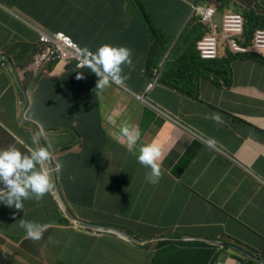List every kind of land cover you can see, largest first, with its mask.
<instances>
[{
    "label": "clouds",
    "instance_id": "clouds-1",
    "mask_svg": "<svg viewBox=\"0 0 264 264\" xmlns=\"http://www.w3.org/2000/svg\"><path fill=\"white\" fill-rule=\"evenodd\" d=\"M40 2L51 6L49 27L25 10L0 1V10L35 37L11 38L5 41V50H0V77L5 79L0 86V106L17 107L22 124L21 133L13 137L10 146L0 148V203L18 210L5 209L8 216L5 224L0 221V230L3 225L5 228L0 242L7 248L17 245L29 257L41 260L49 243L86 249L81 238L88 242V249L109 236L139 245L183 241L185 237L207 240L194 233L170 238L167 235H175L179 227L165 231L159 224L153 226L156 235L140 239L109 225L102 213L75 200L81 195L92 202L90 188H81L73 196L60 185L61 159L76 157V146L69 129H50L43 122L70 119L67 112L72 103L53 116L52 107L66 89L83 83L92 84L91 93L98 99L87 111L95 107L101 111L100 96L109 90L122 97L123 92L128 93L140 110L137 127L123 122L117 139L123 140L125 144L120 145L148 170L149 183H158L167 148L185 140L190 151L187 167L201 162L197 179L202 186L211 194H221L229 185L233 192L238 191L239 198L249 197L247 206L264 211V112L245 115L223 105L226 95L238 91L246 107L264 105V83L260 80L264 75V0ZM60 19L64 20L63 29L51 30ZM62 65L72 66V70L62 75ZM169 66L170 73L166 70ZM236 76L243 79L237 81ZM159 89L169 93L167 103L156 100ZM34 105L44 114L39 121L33 119ZM118 106L119 111L127 107V98ZM59 141L63 144L60 149L56 146ZM90 164L103 170V153L92 156ZM206 173L209 178H201ZM78 177L69 181L73 191ZM174 178L181 182V178ZM31 211L46 216V225ZM228 221L242 228L246 225L248 232L259 231L240 214L228 217ZM18 222L20 234L8 236L7 228L13 233L19 229ZM208 240L221 244L205 243L229 248L230 258L224 256L215 264H242L234 258L237 252L243 253L244 261L254 259L264 264V241L249 248L235 241Z\"/></svg>",
    "mask_w": 264,
    "mask_h": 264
},
{
    "label": "crops",
    "instance_id": "crops-1",
    "mask_svg": "<svg viewBox=\"0 0 264 264\" xmlns=\"http://www.w3.org/2000/svg\"><path fill=\"white\" fill-rule=\"evenodd\" d=\"M0 1L6 6L20 8L25 11L35 10L34 4H38L37 0ZM15 24H18V22L0 10V50H5V41L11 38H35L22 25L17 28V33L12 37L9 32L5 31V27ZM135 48H138V46L135 45ZM236 79L241 81L243 77L236 76ZM260 80L264 83V75L260 76ZM4 84L5 79L1 76L0 86ZM40 95L44 96V93L42 92ZM122 95L124 97L115 90H109L100 96L101 111H98L95 107L80 114L79 112L71 114V118H67V120L62 119L56 123L43 124L50 129L66 128L71 131V140L76 146V157L83 166L82 173L78 177V183L73 187L75 191L70 188L69 178L67 177L60 180V185L73 196H77L81 188H90L93 192L92 202L81 195L79 199H74L102 213L101 216L103 215L105 222L109 225L132 233L140 239L158 233L154 230L152 224H148L146 209L143 206V200H146L151 204L152 216L156 225L167 224L170 220H173L177 227L182 229L186 228L187 224L190 223L189 221L192 225L195 223L199 225L212 224L216 227L214 231L218 230V233L223 231L222 235L234 237L248 244L249 248L251 246L257 247L259 243L264 241V211L247 205L238 208V214L259 231L248 232L242 230L239 224L230 223L227 214L221 207L232 208L233 205L238 206L235 203L236 197L232 187L225 185L221 194H211L208 189L202 186L197 179L201 162H196L189 169L187 167L190 151L185 140L175 142L167 148L163 161L165 169L162 171L158 183L154 185L147 181L146 174L148 170L140 167L135 157L120 145L119 141L123 140L117 139L119 128L125 120L128 124L137 126L142 118L138 107L129 99L130 95L126 92H123ZM155 95L156 100L160 103L169 101L170 95L166 91L159 89ZM126 98L128 106L120 111L117 110L118 108L115 106H121ZM243 101L244 97L238 91L235 94L226 95L223 105L234 112L245 115L255 116L257 113L264 112V105L256 103L246 107ZM18 114L17 107L10 106L5 109V104L0 106L1 149L9 147L13 137L21 133L22 124L18 122ZM43 117L44 114L39 111L38 106L34 105L33 119L39 121ZM96 121H99L98 124L100 125L111 127L108 130L107 141L101 147V152L106 160V165L101 171L99 165L90 164L92 156L83 152L86 134L92 133L91 125L92 122ZM119 148L122 151V158L116 155ZM183 163H186V166ZM180 168L184 170L179 173L176 169ZM141 173H144L142 182L145 189L138 191L130 177ZM174 176L181 178V182H178ZM209 176V173H206L201 178L207 179ZM178 185L180 186V193L187 197L189 202L195 200L192 209H188L189 203L186 208L182 205L181 197L177 192ZM201 195L213 198L214 204L203 200ZM222 200H225L224 204L221 203ZM4 208L14 213L18 212L14 207L0 203V221L2 224H5V218L8 216V211H5ZM195 208L197 211H195ZM173 213L176 214V218H169ZM30 214L39 217L40 224L46 225L45 219L48 218L44 217L42 213L31 211ZM18 228L13 229V233L20 234L21 226L19 222ZM4 231L3 225L0 230V239L3 237ZM191 233L199 234L197 231H191ZM155 247L156 243L139 245L133 241H124L115 236H109L92 249L62 248L60 246L55 248L49 243L46 245V249L43 250V259L38 260L29 257L17 245L7 248L5 242H0V264H55L57 259L67 264H135L137 263V255L152 257ZM61 255H64V257H61ZM224 256L230 258L229 252H223L220 258Z\"/></svg>",
    "mask_w": 264,
    "mask_h": 264
},
{
    "label": "trees",
    "instance_id": "trees-1",
    "mask_svg": "<svg viewBox=\"0 0 264 264\" xmlns=\"http://www.w3.org/2000/svg\"><path fill=\"white\" fill-rule=\"evenodd\" d=\"M41 0H38V4H34L35 10L33 11H25L35 20H37L41 25L49 27V24L52 20V9L49 4L41 5ZM248 11V9H245ZM64 25V20L60 19L59 21L53 23L50 27L53 31L62 30ZM24 52V50H22ZM159 57H161V51L159 50ZM161 60V59H160ZM159 60V61H160ZM157 64V63H156ZM165 67V65H164ZM72 70V66L62 65L59 73L62 75L68 74ZM169 73L172 72V67L169 66L166 69ZM92 84L91 83H83L65 90L64 94L61 96H57L54 104L58 107H63L69 104H73L69 107V111L67 114H75L76 112L82 113L83 111H87L89 106L93 104H98V99L96 94L91 93ZM82 96V97H80ZM97 102L94 103L93 100ZM54 101V99H52ZM53 104V105H54ZM52 107V116L58 112L56 106ZM126 121V120H125ZM124 121V122H125ZM44 124L48 123L47 121L43 122ZM50 123H56V120H52ZM99 121L92 122L91 128L92 133L86 134L85 139V149L84 153H88L91 156H96L101 152V147L103 143L107 141L108 130L111 128L110 126L100 125ZM137 127V126H136ZM124 143V141H122ZM125 144V143H124ZM59 149L63 147L61 141H59L56 145ZM62 167L61 172H63L62 177L66 178L69 175V181L73 178L78 177L80 170V161L77 157H70L69 155L63 157L61 159ZM144 173L136 175L134 177H130V180L134 183L135 187L138 191H143L145 189V185H143L142 178ZM236 197V202L238 206L233 205L232 208H225L222 206V210L227 214V216L232 219L236 217L238 214L239 207H245L248 203L249 197L239 198L238 191L233 192ZM201 198L208 203L214 204V199L210 197H206L205 195H201ZM225 200H222V204H224ZM143 206L146 209L147 221L149 224L156 226V222L152 216L151 204L146 200H143ZM169 218H176V214L173 213ZM187 224L186 228H178L175 232V235H167L170 238H181L182 236H191L193 233L191 231H197L199 234L203 235V237H207L208 239H218L220 241L229 243L235 241L236 244L241 246L249 247L248 244L227 235H219L218 230L214 231L216 227L212 224H204L199 225L198 223ZM165 231H169L170 229L176 228V223L173 220H170L167 224H163ZM202 229V232H201ZM242 230H249V228L244 225ZM157 247L153 257L147 256H138L137 263L135 264H215L219 261V258L223 252H227L229 248L227 246L221 245H210L205 242L200 241H161L156 242ZM57 247V246H56ZM55 247V248H56ZM250 248H253L252 246ZM54 250V249H53ZM153 254V253H152ZM245 257V256H244ZM243 253L237 252L234 256L237 260L241 261L242 264H260L254 259L243 260ZM264 257V256H263ZM55 264H67L64 261L57 259Z\"/></svg>",
    "mask_w": 264,
    "mask_h": 264
},
{
    "label": "rangeland",
    "instance_id": "rangeland-1",
    "mask_svg": "<svg viewBox=\"0 0 264 264\" xmlns=\"http://www.w3.org/2000/svg\"><path fill=\"white\" fill-rule=\"evenodd\" d=\"M20 26H21L20 23L15 24V25H13V26L10 25V26L5 27V31L9 32V34H11L12 37H13V36H15V34L17 33V28H19ZM8 29H9V31H8ZM55 106H56V105H55ZM56 108H57V110H61V107L56 106ZM117 141H119V140H117ZM119 142H122V141H119ZM116 155H117L119 158H122V157H123V156H122L121 148L118 149V151L116 152ZM176 170L179 172V169H176ZM180 172H181V171H180ZM177 192H178V195L181 197V203H182V205L184 206V208H186V207L188 206V203H189L188 209H189V210L192 209L195 200H191V201L189 202V199H188L187 197L183 196L182 193H180V186H179V185H178V187H177ZM4 209H5V208H4ZM195 211H197L196 208H195ZM7 234H8V236H9V234H10V235L13 236L14 238H16V234L12 233V231L10 230L9 227L7 228ZM13 237H11V238H13ZM14 238H13V239H14ZM79 240H80V243H81L86 249H88V248H87V246H88V242H87L86 240L82 239V238L79 239ZM61 257H64V255H61Z\"/></svg>",
    "mask_w": 264,
    "mask_h": 264
},
{
    "label": "water",
    "instance_id": "water-1",
    "mask_svg": "<svg viewBox=\"0 0 264 264\" xmlns=\"http://www.w3.org/2000/svg\"><path fill=\"white\" fill-rule=\"evenodd\" d=\"M127 236V235H126ZM181 240L183 241H204V242H207V243H212V244H221L219 242H215V241H210V240H206L204 238H200V237H185V238H182Z\"/></svg>",
    "mask_w": 264,
    "mask_h": 264
}]
</instances>
